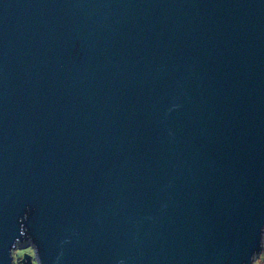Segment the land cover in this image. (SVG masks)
Segmentation results:
<instances>
[{
	"label": "water",
	"instance_id": "1",
	"mask_svg": "<svg viewBox=\"0 0 264 264\" xmlns=\"http://www.w3.org/2000/svg\"><path fill=\"white\" fill-rule=\"evenodd\" d=\"M254 264L264 0H0V264Z\"/></svg>",
	"mask_w": 264,
	"mask_h": 264
},
{
	"label": "rangeland",
	"instance_id": "2",
	"mask_svg": "<svg viewBox=\"0 0 264 264\" xmlns=\"http://www.w3.org/2000/svg\"><path fill=\"white\" fill-rule=\"evenodd\" d=\"M30 254L33 256V250L32 249H20L17 247V249L13 252L14 257V264H20L21 259L24 255ZM34 264H37L34 260ZM254 264H264V249L259 255L258 258L254 261Z\"/></svg>",
	"mask_w": 264,
	"mask_h": 264
}]
</instances>
